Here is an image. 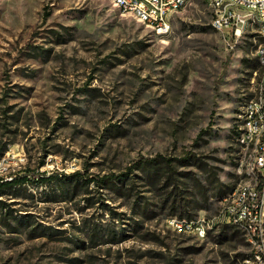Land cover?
<instances>
[{
	"label": "rangeland",
	"instance_id": "1",
	"mask_svg": "<svg viewBox=\"0 0 264 264\" xmlns=\"http://www.w3.org/2000/svg\"><path fill=\"white\" fill-rule=\"evenodd\" d=\"M213 17L189 0L158 37L108 0H0V264H257L236 227H167L244 179L256 32Z\"/></svg>",
	"mask_w": 264,
	"mask_h": 264
},
{
	"label": "built area",
	"instance_id": "2",
	"mask_svg": "<svg viewBox=\"0 0 264 264\" xmlns=\"http://www.w3.org/2000/svg\"><path fill=\"white\" fill-rule=\"evenodd\" d=\"M122 14L128 15L150 29L156 36L171 33L174 16L189 0H108ZM213 12L212 26L236 38L251 28L256 32L258 69L250 85V97L238 115L236 144L238 166L244 176L220 203L211 218L185 219L172 217L167 227L177 234H191L206 239L220 226L236 227L256 247L254 258L264 264V0H208Z\"/></svg>",
	"mask_w": 264,
	"mask_h": 264
},
{
	"label": "trees",
	"instance_id": "3",
	"mask_svg": "<svg viewBox=\"0 0 264 264\" xmlns=\"http://www.w3.org/2000/svg\"><path fill=\"white\" fill-rule=\"evenodd\" d=\"M257 61V60H256ZM257 66H258V62H257ZM258 69V68H257ZM236 133H237V131H236ZM164 160V159H163ZM168 163L170 162V161H167ZM155 163V162H154ZM144 164L145 165H153V162L152 161H147V162H144ZM67 178H69V179H71L72 178V180H73V182L74 181H76V183H78L79 184V182H80V180H81V178H80V173H75V174H73V175H71V176H69V177H67ZM117 179V180H119L120 182H123V180L122 179H120V177H115V176H113V177H111V178H105L104 179V181H107V180H109V181H113V179ZM111 179V180H110ZM9 184H12V183H9V182H0V187H2V186H4V185H9Z\"/></svg>",
	"mask_w": 264,
	"mask_h": 264
}]
</instances>
